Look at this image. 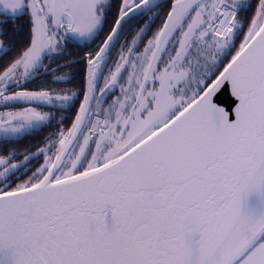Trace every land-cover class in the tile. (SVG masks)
Instances as JSON below:
<instances>
[{
    "label": "snow or ice",
    "instance_id": "snow-or-ice-1",
    "mask_svg": "<svg viewBox=\"0 0 264 264\" xmlns=\"http://www.w3.org/2000/svg\"><path fill=\"white\" fill-rule=\"evenodd\" d=\"M163 7L0 0V37L31 25L22 49L0 40V105H32L0 113V264H264V0ZM80 45L84 84L51 87ZM77 103L43 147H7Z\"/></svg>",
    "mask_w": 264,
    "mask_h": 264
},
{
    "label": "flooded vegetation",
    "instance_id": "flooded-vegetation-1",
    "mask_svg": "<svg viewBox=\"0 0 264 264\" xmlns=\"http://www.w3.org/2000/svg\"><path fill=\"white\" fill-rule=\"evenodd\" d=\"M161 4L164 5L165 7H163L162 9H157L156 11H160V13H161V19H162L163 15L167 11V1H165V2H163ZM146 19H154L155 20V22L152 24V31H155V29L157 27H159V25L161 23V19H156L155 17L152 16V13H148V14H146V16L144 18L139 19L138 21H136L132 25L130 31L125 33V36L130 39L131 38V34L133 32H135L136 29L141 25V23H144V20H146ZM153 25H157V27H153ZM148 35L150 36L151 35V32H149ZM103 38H104V33H101L100 39L96 40L95 44H93L91 47L92 48H95L96 45L100 43V40L103 39ZM123 43H124V37H121L120 44H123ZM120 44H117L115 50L112 52V54H111L112 60H115L117 58V53L120 51ZM238 45H239V43H238V40H237L235 42V48H237ZM235 48H233L232 54H234ZM89 50H90L89 48H85L83 45H80L79 47H69V48L66 49V53H65L67 55V61L68 60H74V61H78L79 60L82 63V66H83L84 71H85L86 65L82 61V58L84 57V54L87 51H89ZM73 52H75L76 55H78L77 58H72L71 57V55H72ZM111 64H112V61L110 60L109 61V67H111ZM55 67H53V68H55ZM104 71H105V75H106L107 74V69H105ZM57 75H67V76H69L73 80V83L69 84V83L61 82L60 83V84H62L61 86H60V84L58 86L57 83H56V84H51V87H53V88H72L73 90H78V89L81 88V85L77 84V82H76L77 73H76L75 69L73 67H71V65L67 66V68L65 69L64 72L57 73ZM49 79L51 80V78H49ZM85 79H86V76H84V81H85ZM213 79H215V77ZM101 83H103L102 80H101ZM31 106L32 105H20L19 104V105H9L8 107L10 109H13V110H16V111H20V110H22L25 107H31ZM78 106L79 105L77 103L76 106L72 108L71 112L57 113L56 114V119L52 122V125L48 129H45L44 130L45 127H42L41 129L36 130L35 132H33L30 135L31 136H33V135H35V136H38V135L47 136L49 133L56 131L55 126L57 125V122L60 119H63L64 120V123H63L62 127H64V128H70L71 127V122L74 119V114H75V111L78 108ZM37 110L38 111H49V108L47 106H45L43 108H39L38 107ZM40 145H41L40 147H43V143H41ZM23 151L24 150L19 151V152L22 153ZM42 162H43L42 159H40L39 157H36L33 160V165L38 167L39 166V163H42Z\"/></svg>",
    "mask_w": 264,
    "mask_h": 264
},
{
    "label": "trees",
    "instance_id": "trees-1",
    "mask_svg": "<svg viewBox=\"0 0 264 264\" xmlns=\"http://www.w3.org/2000/svg\"><path fill=\"white\" fill-rule=\"evenodd\" d=\"M112 2L115 5L116 3L119 2V0H112ZM115 12H116V9L113 8L112 13L109 15L108 23L105 25L106 30L111 25L112 17L114 16ZM241 15H243V13ZM0 19H3V17L0 16ZM27 19L28 18L26 16H24L21 18H17V20L15 21L16 27L20 28V26H23L19 32H12L11 29L13 28L14 25L12 23L7 24L5 26L8 29L7 35L0 37V40H3L5 44L15 43L17 49H22L23 46H25L27 44V40L29 38V33H30V28H31V25L26 22ZM138 20L139 19H137L136 21H138ZM153 27H157V25H153ZM242 38L243 37H241V39ZM238 43H240V40H238ZM238 47H239V45H238ZM13 55H15V53H13ZM71 57L77 58L78 55H76V53L73 52ZM6 59H7V57H6ZM230 59H231V56L229 55L227 57V59L224 60V64L226 65ZM66 61H67V55L65 54V58L58 59L55 63H53L52 67H55L57 63L65 64ZM46 63H47V61H46ZM71 67H73L77 73V79H76L77 84L82 86L84 83V76H85V71H84V68L82 66V63L78 60V61H76V63L71 64ZM66 68H67V66L58 69L57 73L64 72ZM222 69L223 68L220 67V71H222ZM218 74L219 73H217V75ZM50 81L51 80L49 79V83H50ZM59 84L60 83H57L58 86H59ZM61 85L62 84H60V86ZM29 87H32V85H30ZM48 128L49 127H45L44 130L48 129ZM55 129H56V126H55ZM44 137H46V136H44V135H38V136L27 135V136L23 137L22 139H20L18 142L8 144L7 147L8 148H16L18 151H22V150H25L27 148L35 149L37 146H41L40 144L43 142Z\"/></svg>",
    "mask_w": 264,
    "mask_h": 264
},
{
    "label": "water",
    "instance_id": "water-1",
    "mask_svg": "<svg viewBox=\"0 0 264 264\" xmlns=\"http://www.w3.org/2000/svg\"><path fill=\"white\" fill-rule=\"evenodd\" d=\"M167 0H154V2L156 3H163ZM234 99V97L231 96V90H230V86L229 88H225L224 90H222L221 94H219L217 96V101L225 107H228L229 105H232V100ZM23 105V104H20ZM234 107V105H232ZM234 118V117H233Z\"/></svg>",
    "mask_w": 264,
    "mask_h": 264
},
{
    "label": "rangeland",
    "instance_id": "rangeland-1",
    "mask_svg": "<svg viewBox=\"0 0 264 264\" xmlns=\"http://www.w3.org/2000/svg\"><path fill=\"white\" fill-rule=\"evenodd\" d=\"M7 111H16V110L10 109L8 106L5 107V106L0 105V113L7 112Z\"/></svg>",
    "mask_w": 264,
    "mask_h": 264
}]
</instances>
